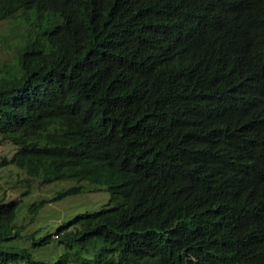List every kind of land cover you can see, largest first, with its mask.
<instances>
[{"label":"trees","instance_id":"16d2710c","mask_svg":"<svg viewBox=\"0 0 264 264\" xmlns=\"http://www.w3.org/2000/svg\"><path fill=\"white\" fill-rule=\"evenodd\" d=\"M1 47L0 264H264V0H0ZM65 180L112 198L37 237Z\"/></svg>","mask_w":264,"mask_h":264},{"label":"rangeland","instance_id":"374dc122","mask_svg":"<svg viewBox=\"0 0 264 264\" xmlns=\"http://www.w3.org/2000/svg\"><path fill=\"white\" fill-rule=\"evenodd\" d=\"M5 21L2 22L4 24ZM14 50L5 47L0 48V60L12 57ZM14 153L13 147L9 143L0 145V161L3 156L11 157ZM20 169L12 163L4 164L0 162V196L7 195L9 198L22 195V188L17 185L20 179ZM81 186L83 188L73 194L66 195L63 199L52 201L54 195L64 189L72 186ZM89 183H78L74 180L58 181L46 185L41 189L34 190L31 194L24 195L21 208L19 210L18 221H29L31 215L28 212V207L36 201L45 199L47 204L36 214H34V223L30 225V230H40L37 237L45 236L48 229L55 231L61 223L69 217L74 216L79 212L95 211L103 208L112 198L111 191L108 185H99L88 188ZM31 243L28 242V245ZM51 247V251L47 254L46 250ZM62 247H57L56 241L50 245L43 246L36 251L37 258H45L55 260L59 255L63 254Z\"/></svg>","mask_w":264,"mask_h":264}]
</instances>
